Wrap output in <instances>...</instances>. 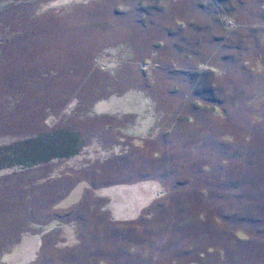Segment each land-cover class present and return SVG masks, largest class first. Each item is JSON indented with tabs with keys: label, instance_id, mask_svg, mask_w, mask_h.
<instances>
[{
	"label": "rangeland",
	"instance_id": "374dc122",
	"mask_svg": "<svg viewBox=\"0 0 264 264\" xmlns=\"http://www.w3.org/2000/svg\"><path fill=\"white\" fill-rule=\"evenodd\" d=\"M0 264H264V0H0Z\"/></svg>",
	"mask_w": 264,
	"mask_h": 264
},
{
	"label": "trees",
	"instance_id": "16d2710c",
	"mask_svg": "<svg viewBox=\"0 0 264 264\" xmlns=\"http://www.w3.org/2000/svg\"><path fill=\"white\" fill-rule=\"evenodd\" d=\"M37 16L40 22H43V24L47 20L49 21V19L53 17L54 21L57 20V24L61 23L62 25L63 20L58 19L61 18V15L51 14L47 11H40L39 15ZM65 25H67L66 22ZM87 60H89V58L86 59V61ZM86 61L79 64L78 66L75 65L72 67H69V64L64 61V63L58 65L59 68L57 69V71H55V73L57 74V77H60L62 75L66 76L65 73L70 76H75L80 73L79 75L85 78L88 76V72L90 68L88 67L87 64L85 65V63H87ZM89 80H91V78ZM74 89H77V87L75 86ZM63 105L64 104H62L61 107ZM52 137L53 139H45V140H42L39 137L31 141L32 153L30 154L34 156L35 163L49 161L55 157L57 158V157L72 156L73 154L77 153L76 146L78 145V135L75 132H72L69 129H64L59 131L57 136H51V138Z\"/></svg>",
	"mask_w": 264,
	"mask_h": 264
},
{
	"label": "built area",
	"instance_id": "2783aa9c",
	"mask_svg": "<svg viewBox=\"0 0 264 264\" xmlns=\"http://www.w3.org/2000/svg\"><path fill=\"white\" fill-rule=\"evenodd\" d=\"M229 21L232 22L231 19H229ZM236 26H237V24L235 25V27H236Z\"/></svg>",
	"mask_w": 264,
	"mask_h": 264
}]
</instances>
